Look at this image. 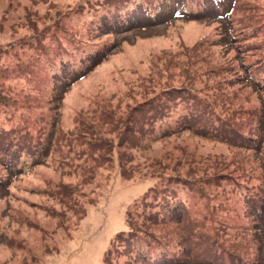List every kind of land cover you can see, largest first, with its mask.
<instances>
[{"label": "rangeland", "instance_id": "1", "mask_svg": "<svg viewBox=\"0 0 264 264\" xmlns=\"http://www.w3.org/2000/svg\"><path fill=\"white\" fill-rule=\"evenodd\" d=\"M264 264V0H0V264Z\"/></svg>", "mask_w": 264, "mask_h": 264}, {"label": "trees", "instance_id": "2", "mask_svg": "<svg viewBox=\"0 0 264 264\" xmlns=\"http://www.w3.org/2000/svg\"><path fill=\"white\" fill-rule=\"evenodd\" d=\"M155 264V263H154Z\"/></svg>", "mask_w": 264, "mask_h": 264}]
</instances>
